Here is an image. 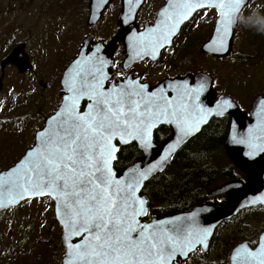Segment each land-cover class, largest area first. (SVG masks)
Returning <instances> with one entry per match:
<instances>
[{
  "label": "snow or ice",
  "instance_id": "1",
  "mask_svg": "<svg viewBox=\"0 0 264 264\" xmlns=\"http://www.w3.org/2000/svg\"><path fill=\"white\" fill-rule=\"evenodd\" d=\"M245 3L246 0H171L160 12L162 19L156 27L134 36L133 44L155 59L156 49L170 42L177 25L191 11L215 8L220 15L216 32L223 33L212 44L223 47V34L233 28ZM76 63L64 79L68 94L63 96L55 127L38 134L43 136L40 146L27 152L25 159L9 173V179L0 183V190L8 204L33 192H47L57 199L65 210L66 219L61 221L65 229L70 235L82 234V243L68 244L70 258L85 264H169L173 256L183 255L192 244H203L207 229H173L168 234L163 229L148 232L147 226L137 227L135 217L144 209L135 192L156 165L134 173L126 181L114 179L110 160L115 149L111 140L118 136L125 143L127 137H132L147 148L151 130L158 123L170 122L177 129L179 144L213 113V109L200 103L206 83L201 81L194 87L185 83L176 89L175 98L165 97L163 90L145 93L143 85L138 91L117 92L104 90L102 68L106 62L99 56ZM82 95L93 101L83 114L76 111ZM259 105L261 134L250 132L247 137H233L234 143L246 145L249 151L244 155L250 159L257 151H264V99ZM232 106L222 98L215 104V114L223 115ZM175 146L170 145L169 151ZM67 239L66 236V242ZM245 256L255 264H264V245L258 252H247Z\"/></svg>",
  "mask_w": 264,
  "mask_h": 264
},
{
  "label": "rangeland",
  "instance_id": "2",
  "mask_svg": "<svg viewBox=\"0 0 264 264\" xmlns=\"http://www.w3.org/2000/svg\"><path fill=\"white\" fill-rule=\"evenodd\" d=\"M87 1L0 0V63L22 44L32 66L25 74H19L12 65L5 69L0 89V172L13 166L26 150L33 147L35 135L43 128L44 120L60 106L62 74L77 57L88 32ZM161 3L162 0H148L139 16L140 23L151 21ZM253 10L264 15V0L255 1L241 15L248 16ZM239 21L232 59L215 62L195 55L183 65L192 64L194 71L212 75L217 93L228 95L249 113L255 99L264 94V34L257 33L256 26L246 20ZM113 30V22L108 19L91 33L96 37H109ZM255 36L261 40L249 43ZM259 49V58L236 64L234 57L237 55L248 56ZM166 65L167 60H163L154 66L143 65L140 70L146 71L149 77H158L164 74ZM40 82L46 87L39 85ZM220 152L223 155L220 154L219 165L229 167V160L222 150ZM220 185L218 182L212 189ZM1 213L0 264H62L65 253L61 242L62 229L55 220L51 198L27 200L19 207ZM248 217L250 215L241 216L218 231L206 259L190 258L189 264H225L231 248L243 240L240 235L247 234ZM258 226L255 223L252 232L248 231L249 238L245 236L248 242L257 240L254 241ZM202 259L204 263H200Z\"/></svg>",
  "mask_w": 264,
  "mask_h": 264
},
{
  "label": "water",
  "instance_id": "3",
  "mask_svg": "<svg viewBox=\"0 0 264 264\" xmlns=\"http://www.w3.org/2000/svg\"><path fill=\"white\" fill-rule=\"evenodd\" d=\"M111 1L112 0H91L89 4V26H93L99 22L104 11L107 9ZM249 1L250 0H246L245 5L241 7V10L237 13V16H239L244 7L249 4ZM143 2L144 0H134L132 4L124 3V9L120 18V26L122 30L109 45L105 46L102 43H98L94 45V50H92L89 54L86 51V44L81 48L78 56L67 66V68L62 74L60 83L62 88V102L59 108L52 116L45 119L44 127L35 135L33 147L26 150L23 156L13 166L8 168L7 170H2L0 172V183L9 179V173H11L13 169L17 168L20 162L25 159L28 151L40 146L41 141L43 140V136H40L38 134L43 132H50L55 127L57 123V114L60 112L63 106V96L68 94L64 86V79L69 70L77 66L76 62L86 60L90 57L99 56L106 62L102 68V71L105 74V77L102 81L104 85V90L115 89L117 92L121 91L122 89L125 91H132L133 89L137 91L139 90V86L142 84L136 81H132L130 79L125 80L118 86H108L107 82L111 78L109 68L113 64L112 57L115 52V44L117 41H123L125 45L124 52L126 58L124 61V69H128L136 62H140L146 58H151V55H145L142 50L137 49L135 47L132 38L134 36H139L142 33H146L150 28H155L158 22L162 19L160 16V12L169 6L171 0L167 6L158 11L157 20L154 26L147 25L145 26L144 30L140 33L136 32L135 30H127V25L125 23L127 22L129 17H132L133 19L136 17V14ZM201 9L204 8L194 9L188 14L185 19L181 20V22L177 25L176 29L174 30L173 34L169 37L170 42L164 47H159L156 49L155 59L151 58L153 61H156L159 58L161 51L164 48L172 44V40L179 33L181 26L186 23L195 12ZM219 20L220 15L218 14V19L213 34L211 38L203 45L202 51L210 56L223 59L229 57L232 54L233 39L236 27L238 25V19L236 17V23L234 24L233 28L229 31V33L223 34V47L214 46L212 44L213 40L219 41L221 34L223 33V30H221V33L216 32ZM25 49V45H18L1 61L0 89L1 83L4 79L5 69L7 66L12 65L16 67L19 74H25L27 71H30L32 69L30 58L27 54H25ZM138 51H140V55H137ZM192 81L194 82L192 83ZM201 81H204L206 83V87L200 95V103L205 108L213 109V113L206 116L204 122L199 125L198 130L194 131L190 136L186 137L179 144H176L177 129L175 125L170 122L158 123L151 130L149 146L147 148L141 146V144L135 138L132 137H127L125 143H121L118 136L113 137L111 140L112 147L115 149V151L113 152V158L110 160V167L114 179L126 181L128 177L133 175L134 173L145 171L150 166L154 164L156 165V168L152 172H150L145 179L140 182V185L135 192L136 198L138 200L143 201L142 207L144 209V211L139 216L135 217L137 227L147 226L148 232L163 229L168 234H172L173 229H207V234L203 237V244H192L190 248L185 250L183 255L177 254L173 256L172 259L169 261V264L184 263L188 261L190 256L193 253L197 252L199 249H201L203 252H206L209 248L210 241L217 227L222 222L230 220L243 210L258 207L261 205L264 206V151H257V153L250 159L249 157L244 155L245 152L249 151L246 145L237 144L233 142V137H235L236 139H240L241 137H247L250 132L253 135L261 134L259 131L261 127L259 101L261 99H264V94L258 96L255 99L249 113L242 111L240 107L232 100V98L227 96H221L220 98H218V100L222 98L228 99L233 106L227 109L223 113V115H216L214 108L218 100L214 102L215 93L211 89L212 80L211 78L203 74L198 75L196 77L188 76L183 79L164 81L152 89H149V85L144 84L143 91L145 93H151L156 90H163V94L165 97L175 98L178 95L176 89L179 86L186 83L189 87H194L198 85ZM39 85H41L43 88L46 87L43 82H40ZM83 103H86L84 108H82ZM92 103L93 101L89 100L87 98V95H82L77 103L76 111L81 114L86 113L89 111L88 106ZM223 117H229L230 119L229 137L226 142L227 156L229 157L232 164L245 174V182H228L225 185L216 188L209 193V196H218L222 194L226 195L227 202L221 207H215L213 205H199L193 207L189 211L172 214L165 217H153L147 221L146 217L148 215V201L142 193L146 183H148L156 175L163 173L168 168L172 158L177 155L178 151L184 145H186L192 138L198 135L202 131V129L209 124L211 120ZM160 126L170 127L172 129V134L163 142L157 144L154 141V131ZM132 144H135L137 148L142 152V158L136 161L135 163L131 164L123 172L118 174L115 170V163L117 162L118 154L122 147H126ZM174 144L176 145L175 148L169 151V146ZM165 153H168L167 158L165 160H161V157L164 156ZM45 197H49L53 200L55 220L62 229L61 242L65 251L64 257L62 259V264H68L70 260L73 261V264H85L84 261L79 260L75 257L70 258L67 255L68 244L75 245L82 243V234L70 235L69 232L65 229L64 224L61 223L62 220L66 219L65 210L63 208V205L58 203L57 199L53 198L52 195L47 194V192H45L44 194H41L39 192H33L31 194L25 195L24 198L16 199L13 203L8 204L7 197L4 196L2 194V190H0V212L17 208L20 204L27 200L41 199ZM66 236L68 237L67 242L65 240ZM133 238H136L135 233H133ZM262 245H264V231L259 237L258 244L255 248H251L247 242L237 245L231 253L230 263L255 264V261L251 259H246L245 254L247 252H258Z\"/></svg>",
  "mask_w": 264,
  "mask_h": 264
},
{
  "label": "flooded vegetation",
  "instance_id": "4",
  "mask_svg": "<svg viewBox=\"0 0 264 264\" xmlns=\"http://www.w3.org/2000/svg\"><path fill=\"white\" fill-rule=\"evenodd\" d=\"M148 0H144L143 4L140 6L136 17L133 19L132 17H129L127 22L125 23L127 25V30L133 31L135 30L136 32L140 33L144 30L145 26H154L155 22L157 20V13L160 9L164 8L167 6L170 2V0H162L161 5L154 11L153 14V19L151 21L147 20L144 22V24H141L139 21V16L142 13L143 8L146 6ZM255 1L257 0H250L249 4L244 7V9L241 11L240 15L249 7H251ZM91 0L87 1V9H86V22H87V29L88 32L86 36L83 38L82 43L78 49L77 55L79 54L81 48L86 44V51L89 54L92 50H94V45L98 43H102L105 46L109 45L115 37L119 34V32L122 30L120 26V18L124 9V3H130L132 4L134 0H112L111 3L108 5L107 9L104 11L101 19L99 22L93 26L88 25V17L90 14V9H89V4ZM136 7V6H135ZM218 12L215 8H204L201 10H198L193 14V16L186 22L184 23L180 30L179 33L173 38L172 44L166 48H164L161 51V54L159 58L156 61H153L151 58H146L140 62L134 63L132 66H130L128 69H124V61H125V52H124V43L123 41H117L115 44V52L113 54L112 60L113 64L109 68V72L111 74L110 80L107 82L108 86L115 85L118 86L120 83L124 82L127 79H130L132 81L139 82L140 84L144 85L147 84L149 85V89H152L159 85L160 83L168 80H175V79H183L185 77L191 76V77H196L198 75H206L212 80V86L211 89L215 93V99L214 102L218 100L221 96H227L228 95H219L217 91L214 88V82L215 79L212 75L206 73L205 71H194L191 68L192 64L189 65H183L186 60L193 59L195 55H201L203 58H205L208 61H215V62H221L225 59L228 58H233V48H232V54L229 57L219 59L213 56H210L202 51L203 45L211 38L213 31L216 26V22L218 19ZM111 20L113 22L114 30L112 32V35L109 37H101L98 36L96 37L94 33H91L92 30L98 28V26L107 20ZM239 20H238V25L235 30V35L239 27ZM204 29V30H202ZM249 42H254L249 41ZM75 59V57L72 59V61ZM167 60V65L164 70V74L162 76L158 77H149L146 73V71L140 70V68L143 65H157L161 61ZM71 61V62H72ZM70 62V63H71ZM187 69V72H183V69ZM194 81H192L193 83ZM61 97V93H60ZM86 103L82 104V108H84ZM225 119L228 117H224ZM212 121V120H211ZM210 121V122H211ZM209 122V123H210ZM229 131H230V120H229V125L227 124V130L226 132L222 135L221 140L218 142L219 145V152L222 150V152L225 154L227 159L229 160L230 166L231 167V177L228 178L226 181H221L219 182L221 186L225 185L228 182L232 181H241L245 182V174L237 169L232 162L230 161L229 157L227 156V151H226V142L229 137ZM172 134V129L168 126H160L154 131V141L155 143L159 144L163 142L165 139H167L170 135ZM199 136L196 135L194 138H192L190 141L193 139L197 138ZM217 136H214L213 138H216ZM189 141V142H190ZM188 142V143H189ZM187 143V144H188ZM186 144V145H187ZM184 145L183 147H185ZM215 145V146H216ZM183 147L178 151V153L183 149ZM177 153V154H178ZM220 154H222L220 152ZM223 155V154H222ZM234 167V168H233ZM217 187V188H219ZM216 189V188H215ZM214 189H211L213 191ZM210 191V192H211ZM209 192V193H210ZM209 196V194H208ZM210 200L206 203H202L201 205H213L215 207H221L227 202V197L225 194L218 195V196H209ZM244 215H250V217L246 218V227H247V234H242L240 235V239H243L242 241H238L232 248L229 253V256L227 260H224L223 263L225 264H231L230 263V256L233 251V249L241 244L247 242L251 248H255L258 244L259 237L261 236L262 232L264 231V206H258V207H253L250 209H246L241 211L239 214L231 218L230 220L222 222L216 229L210 244L209 248L206 252H203L201 249H199L197 252H195L192 256L191 259L194 257V255H208L209 250L211 248V243L214 240L216 234L218 231H220L222 228L225 226L229 225L230 223L236 221L239 219L241 216ZM255 223H258V235L254 239V243H250L247 241L246 237L249 238V232H252L253 226ZM239 230V229H238ZM243 231V230H241ZM245 238V239H244ZM221 258V257H220ZM222 259V258H221ZM176 264H189V260L184 263H176ZM221 264V263H220Z\"/></svg>",
  "mask_w": 264,
  "mask_h": 264
},
{
  "label": "trees",
  "instance_id": "5",
  "mask_svg": "<svg viewBox=\"0 0 264 264\" xmlns=\"http://www.w3.org/2000/svg\"><path fill=\"white\" fill-rule=\"evenodd\" d=\"M255 38L254 42L261 40L258 36ZM258 46L261 48V44ZM260 56L259 49L257 53L248 56L237 55L234 59L236 64H244ZM229 120V117L213 119L202 129L197 138L190 141L172 159L166 171L146 183L142 193L148 201L147 221L153 217H165L189 211L195 206L208 202L211 189L218 182L226 181L231 177L232 166L222 168L219 165L221 155L219 145H216L226 132ZM214 136L217 137L213 138ZM141 158L142 152L135 144L122 147L115 164L116 172L120 174ZM198 257L206 259V255H194L193 259ZM204 259L200 263H204Z\"/></svg>",
  "mask_w": 264,
  "mask_h": 264
},
{
  "label": "clouds",
  "instance_id": "6",
  "mask_svg": "<svg viewBox=\"0 0 264 264\" xmlns=\"http://www.w3.org/2000/svg\"><path fill=\"white\" fill-rule=\"evenodd\" d=\"M238 20H246L255 27V31L259 34H264V15H261L259 11L253 10L248 16L239 15Z\"/></svg>",
  "mask_w": 264,
  "mask_h": 264
}]
</instances>
